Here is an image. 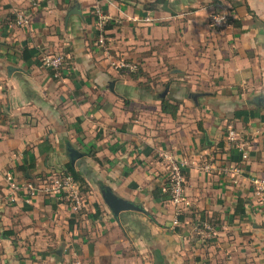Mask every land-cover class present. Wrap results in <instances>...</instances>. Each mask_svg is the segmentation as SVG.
<instances>
[{
	"label": "crops",
	"instance_id": "0c3cea01",
	"mask_svg": "<svg viewBox=\"0 0 264 264\" xmlns=\"http://www.w3.org/2000/svg\"><path fill=\"white\" fill-rule=\"evenodd\" d=\"M152 1L0 0V264H264V214L249 187V174L264 170V0L147 9ZM95 7L110 25L104 45ZM17 12L28 25L15 23ZM222 12L231 23L214 25ZM48 53L64 55L53 74L40 62ZM119 56L142 71L132 78L115 69ZM168 67L170 76L160 73ZM155 74L169 79L172 96L140 84ZM164 97L179 101L175 117L161 111ZM145 112L161 126L144 124ZM230 130L247 143L246 160ZM71 148L88 186L95 178L99 192L109 186L143 210L114 217L92 190L81 216L54 197L10 189L7 172L45 179L71 163ZM162 152L188 162L176 225L174 205L152 196L165 180Z\"/></svg>",
	"mask_w": 264,
	"mask_h": 264
},
{
	"label": "built area",
	"instance_id": "2783aa9c",
	"mask_svg": "<svg viewBox=\"0 0 264 264\" xmlns=\"http://www.w3.org/2000/svg\"><path fill=\"white\" fill-rule=\"evenodd\" d=\"M94 13L98 19L99 31L104 29L105 16L100 7L94 8ZM15 23L18 25H28L29 18L23 12L15 14ZM211 21L214 25L224 26L229 22V17L225 12L213 14ZM99 41L103 42V34L98 32ZM41 64L54 72L58 71L64 63V55L62 53H48L40 58ZM125 67H134L132 64H121ZM228 138L234 142V147L241 154V158L246 160L248 157V146L245 141L240 139L238 135L230 130ZM166 161L165 180L159 185L161 192L166 194V198L174 205L173 225L178 224L179 216L183 213V208L187 205L186 193L184 188L185 175L184 171L187 166V159L180 156H175L171 153H164ZM6 179L10 189L14 192H23L31 197L37 194L51 196L58 200L64 199L69 203L72 212L75 214L81 213L85 207V200L79 191V184L69 173L63 170L53 176L38 181L28 179L18 180L12 173H6ZM249 187L253 198V203L258 210L264 214V170L254 171L249 174Z\"/></svg>",
	"mask_w": 264,
	"mask_h": 264
},
{
	"label": "rangeland",
	"instance_id": "374dc122",
	"mask_svg": "<svg viewBox=\"0 0 264 264\" xmlns=\"http://www.w3.org/2000/svg\"><path fill=\"white\" fill-rule=\"evenodd\" d=\"M93 12H94V9H93ZM95 14V13H94ZM106 20V19H105ZM105 23H106V21H105ZM104 23V24H105ZM98 32H100V33H105V28L103 29V30H101V31H98ZM98 42H99V44H101V45H104V43H105V35L103 34V42H100L99 41V36H98ZM167 44H168V42H164V43H160V45H161V47H160V49L161 48H164V50L163 51H167L168 49H166V47H167ZM162 50V49H161ZM115 60H117V62L118 63H114V67H115V69H117V70H119V71H121V70H123V71H125L126 73H129V72H136L137 70H139V72L140 71H142V69H141V66H140V64L138 63V62H136V61H132L131 59H129V60H126V59H122L120 56L119 57H117V58H115ZM126 64V63H128V64H132L134 67H132V69L128 66V67H125V66H122L121 64ZM138 72V71H137ZM160 73L161 74H163V75H165V76H170V74H171V72H170V69H169V67L167 68V69H165V70H162V71H160ZM156 75V77L155 78H151V77H148L147 79H149V80H147L146 82H144V83H140V84H147V82L148 81H152V83H153V86H154V89H155V92H161V91H163L165 88H167L166 86H167V82L169 81V79H168V81H159V82H157L156 81V79H160L161 77H159L158 76V74H155ZM169 87V86H168ZM190 88V83H188V86L186 87V91L187 92H189V89ZM198 88V87H197ZM195 89V88H194ZM173 90V88H170V89H168V91L170 92V94L169 93H166V96H167V94H168V97L169 96H172L171 95V91ZM190 102V101H189ZM154 116V115H153ZM153 116H151V114H148L147 112H145V118L142 120V122H144V124H147L148 123V120H156V122L157 123H159V125L158 126H161V123L163 122L161 119H157V117L155 118V117H153ZM90 153H91V150L89 151ZM158 154H160V152L158 153ZM158 159L159 160H163L164 159V156H163V152H162V155H158ZM166 164V163H165ZM166 166V168H167V165H165ZM166 168L164 169V170H166ZM163 173H161V175H162ZM164 178V177H163ZM88 180V182L91 184V186H88V184H86V185H82L81 187H79V191H80V194H81V196L85 199V200H87V194H88V191H92V190H94L95 191V193L97 194V196L100 194V192H99V188H98V186H97V184H96V179L95 178H88L87 179ZM59 201H62V202H65L66 204H67V206H68V208H70V211L72 212V208L70 207V205H69V203H67L64 199H60ZM73 213V212H72ZM75 214V213H74ZM85 214H86V210H85V207L81 210V216L83 215V216H85ZM69 223V222H68ZM70 224V223H69ZM72 227H73V224H72ZM69 228H71L70 226H69ZM204 228H206V227H204ZM211 231L209 228H206V229H203V232L204 233H201V234H203V238H211L212 237V234H210L209 235V237H205V232L206 231ZM196 233L195 232H193L192 233V235H195ZM198 237H200V235H197Z\"/></svg>",
	"mask_w": 264,
	"mask_h": 264
},
{
	"label": "trees",
	"instance_id": "16d2710c",
	"mask_svg": "<svg viewBox=\"0 0 264 264\" xmlns=\"http://www.w3.org/2000/svg\"><path fill=\"white\" fill-rule=\"evenodd\" d=\"M162 1H164V0H154V1H152L150 4H147V9H154L155 6H157ZM229 22L231 23V18L230 17H229ZM233 23L235 24L236 21H233ZM109 27H110V25L106 22L104 24V28L107 29ZM22 56H23V59L25 61H28V59L32 55L29 53V49L28 50L24 49L23 52H22ZM137 71H139V70H137ZM137 71L135 73L134 72H129L130 76L132 78H135ZM50 72H51V74L55 73L51 69H50ZM160 101H161V111L164 112V113L170 114V116H172V117H175L176 112H177L178 107H179V101H177V100L170 101L168 98H165V97L164 98H160ZM63 171L65 173L71 174L73 176V178L78 182L80 187L83 184L84 185L87 184V181L83 177L82 173L79 170H77L70 162L65 163V165L63 167ZM152 196L154 198L163 197V196L166 197V194L161 192V189H160L159 186H156L152 190ZM244 205H246V202H244V200L241 199V198L238 199L237 200V204L235 206L234 214L237 215V216L242 217L245 214V206ZM181 219H182V215L179 216V220H181ZM69 223H70L69 225L71 227L72 226L71 220H70ZM175 229L177 230V226H175Z\"/></svg>",
	"mask_w": 264,
	"mask_h": 264
},
{
	"label": "water",
	"instance_id": "95a60500",
	"mask_svg": "<svg viewBox=\"0 0 264 264\" xmlns=\"http://www.w3.org/2000/svg\"><path fill=\"white\" fill-rule=\"evenodd\" d=\"M163 8L168 11H171L167 7L166 2L163 4ZM166 92H167V89L165 88V90L161 93V96L163 97ZM198 94L199 93H192V99L196 100V96H198ZM257 100H258L257 102L259 105H264V96H259ZM69 152H70L69 157L71 160V164H73L72 162L75 161V159L80 154L75 149H72V148L70 149ZM100 193H101L104 203L107 205V207L109 208V210L111 211L114 217H118L121 211H128V210L142 211L143 210L141 206L135 204L134 202L123 199L119 197L118 195H116L109 186H100Z\"/></svg>",
	"mask_w": 264,
	"mask_h": 264
}]
</instances>
